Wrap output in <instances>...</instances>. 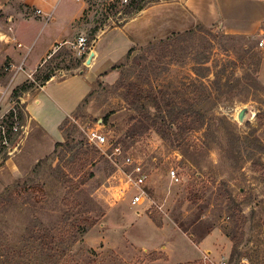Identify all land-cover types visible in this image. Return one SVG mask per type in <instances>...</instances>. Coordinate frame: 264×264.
Here are the masks:
<instances>
[{
	"label": "rangeland",
	"instance_id": "rangeland-1",
	"mask_svg": "<svg viewBox=\"0 0 264 264\" xmlns=\"http://www.w3.org/2000/svg\"><path fill=\"white\" fill-rule=\"evenodd\" d=\"M34 2L0 0L1 87L6 66L24 63L27 71L56 42L83 35L92 46L101 36L102 53L86 69L91 95L64 125L76 126L73 143L54 153L42 139L34 148L35 135L27 141L30 131L14 133L16 119L6 121L0 264H197L202 241L216 229L231 242L222 252L229 264H264V53L257 48L264 22L248 33L190 23L183 0H53L55 21L46 22ZM78 10L73 34L69 22ZM69 46L19 87L33 84L34 92L46 73L62 78L84 70ZM115 64L122 66L95 78ZM61 82L48 90L66 93ZM20 102L11 97L6 108L27 127ZM86 128L105 134L103 150ZM81 147L91 156L87 165L82 156L75 163ZM135 165L147 175L145 201L136 206L139 189L126 179Z\"/></svg>",
	"mask_w": 264,
	"mask_h": 264
},
{
	"label": "crops",
	"instance_id": "crops-1",
	"mask_svg": "<svg viewBox=\"0 0 264 264\" xmlns=\"http://www.w3.org/2000/svg\"><path fill=\"white\" fill-rule=\"evenodd\" d=\"M52 2L53 0H47L44 3H38L35 0L32 7H34V10L41 8L44 10L45 14L52 13L54 16L56 6H54ZM183 3L184 4H182V8L191 17L188 20L190 23L197 22L207 27L220 24L231 33H248V31L253 30V28H255V26L261 20L264 22V0H183ZM42 4H44L45 7H43ZM79 14L80 10H78V12L70 19L69 22V26L73 29V34L75 33V29L73 28L72 23L77 17H79ZM52 21H55L54 17ZM24 36L28 37L26 35ZM68 40L70 39H67L63 42H56L54 46L50 47L48 51L41 56L40 63H36V65L31 69L28 68L24 74L20 75V73L16 76L10 90L12 97L13 91L22 83H25L29 80L27 77L28 75H32L35 70L38 71L42 65H45L47 61L51 59L56 52H58V46L61 48L65 45H69ZM100 40L101 36L97 39L95 37L94 45L90 46L89 53L86 56L80 58L84 59V64L86 65L85 69L80 73L62 78H58L57 76L53 75L52 78L39 90L23 93L19 98L21 101L20 103H22L21 105L23 107V115L26 120L27 129L30 131L27 136V141L30 133L31 135H35L33 137V141L31 142V145L34 148L40 146L39 140L42 139L44 141L49 140L51 146L64 141V135L60 130L62 123L66 119L72 117V115L76 114L84 100L92 92L94 80H89L87 78L86 69H94L98 63L102 53L101 48H97ZM56 47H58V49L55 50ZM69 48L71 47L69 46ZM92 52L94 53V56L92 57L91 64L87 65L86 61L91 56ZM79 65L80 61L76 67L79 68ZM107 71L108 70L106 69L97 71L95 78L97 79L98 77H101L102 74ZM6 78L7 80L3 87H6L8 84L10 75L6 74ZM57 79L62 80L61 83L65 85L63 91L65 90L66 93H61L57 90H48L52 83ZM44 104L45 108L54 109L53 114L48 116L47 113L44 112L45 108H41ZM22 143L24 144V141ZM201 245L204 246V254H211L212 257L217 258L216 256L222 255V252L226 248H228V250L230 249L231 242L226 236L222 234L220 229H216L202 241ZM223 255H225V253H223ZM201 258H198L197 260Z\"/></svg>",
	"mask_w": 264,
	"mask_h": 264
},
{
	"label": "built area",
	"instance_id": "built-area-1",
	"mask_svg": "<svg viewBox=\"0 0 264 264\" xmlns=\"http://www.w3.org/2000/svg\"><path fill=\"white\" fill-rule=\"evenodd\" d=\"M36 1L44 3L47 0H36ZM73 1L80 2L81 0H73ZM119 1L123 6L129 5V0H119ZM35 11L37 15L43 16L45 20H47V22L52 19V16H53L52 13L45 14L44 10L41 8H37ZM69 45L71 49H74L75 51H77L80 57L86 56L90 51L89 40L86 36H83V35L79 36L75 42L70 43ZM18 47L22 48L24 46L23 44H18ZM58 47L60 48V46ZM257 48L258 50L264 53V29L257 40ZM4 72L10 75V79L6 87H1L0 85V112L3 111V114L0 115V134L2 137V142H3L2 144L7 147L9 146V139L7 136L6 121L8 120L9 117L13 116V118L16 119L17 121L13 127L14 133H17L19 130H21L23 135H25L28 132V129L26 126H19L18 116L13 106L6 108L7 109L6 112H5L6 109L4 110L8 102L11 100L12 94L10 93V90H11V86L13 82L15 81L16 76L20 74L21 72H26L25 64L24 63H21L20 65L9 64L8 66L5 67ZM27 77L31 81L33 80V74L28 75ZM74 122L76 125H79V122H77V120H74ZM84 130H85V134L89 142L93 146L97 147L98 149L103 150L102 149L103 146L108 143V140L105 134L96 128H86ZM115 152L116 154L120 153L121 149L119 147H116ZM170 173H171L172 180L178 182L179 178L176 172L174 170H171ZM146 178H147V175L145 174L143 168L140 165L133 166L132 173L126 177L127 182L131 186L138 187L139 189L138 193L132 199V204L134 206L141 205L145 201L146 193L143 190L142 186H144L146 182ZM213 258L214 257H212L210 254H205L204 257H202L201 262L197 264H229V257L225 255H222L218 261L214 260Z\"/></svg>",
	"mask_w": 264,
	"mask_h": 264
},
{
	"label": "trees",
	"instance_id": "trees-1",
	"mask_svg": "<svg viewBox=\"0 0 264 264\" xmlns=\"http://www.w3.org/2000/svg\"><path fill=\"white\" fill-rule=\"evenodd\" d=\"M140 10H141V9H140ZM192 32H193V31H192ZM192 32L190 31V32H187L186 34H189V33H192ZM178 35H179V36H184L185 34H178ZM94 40H95V35H94V37L92 38L91 41H94ZM91 41H90V43H91ZM133 51H134L133 48L130 49L126 57H127V58L131 57ZM121 66H122V64H115V65H113V66H112L107 72H105L104 74H102V76H106V75L110 74L111 72L117 70V69L120 68ZM52 76H53V74H51V72H50V73H46L45 76H43V78H42V86H43L46 82H48V81L52 78ZM33 87H34L33 84H25V85H23V86H21V87H18V88H16V89L13 91V97H14L16 100H18V99L22 96L23 93H27V92H29L30 90L33 89ZM90 95H91V93L88 95V97H89ZM88 97L84 100V102L82 103V105L86 102V100L88 99ZM82 105H81V106H82ZM81 106H80V108H81ZM75 120H77V118H75ZM68 121H69V120L66 119V120L62 123V125H61V127H60V130H61L62 134L64 135L65 142H64V143H63V142H62V143H56L54 153L57 151V149H58L59 147H61V146H66V145H70L71 143H73L72 134H73V131H75L76 126H74L73 124H70V126L67 127V129H64V125H66V124L68 123ZM105 121H106V120H105ZM96 152H97V150H96ZM79 156H82V157L84 158V159L82 158V159L85 161V163H84L83 165H87V164L89 163V160L91 159L90 154H88V152H85L84 149L81 147V148L78 150V153L76 154V156H75V158H74L76 165H77V163H78V160L80 161V159L78 158ZM93 177H94V174H93V173H90V174L88 175V178L82 180L81 182H79V184H77V186H75L74 189H75V190L80 189V187H82L83 185H85V184L89 181V179H91V178H93Z\"/></svg>",
	"mask_w": 264,
	"mask_h": 264
},
{
	"label": "water",
	"instance_id": "water-1",
	"mask_svg": "<svg viewBox=\"0 0 264 264\" xmlns=\"http://www.w3.org/2000/svg\"><path fill=\"white\" fill-rule=\"evenodd\" d=\"M94 56V53L92 52L91 53V56L89 57V59L86 61V64L87 65H90L91 64V60H92V57ZM245 116H246V110H242L241 112H240V114H239V120L241 121V122H243L244 121V119H245Z\"/></svg>",
	"mask_w": 264,
	"mask_h": 264
}]
</instances>
